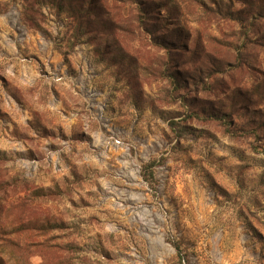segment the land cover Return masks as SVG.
I'll use <instances>...</instances> for the list:
<instances>
[{
	"label": "rangeland",
	"instance_id": "374dc122",
	"mask_svg": "<svg viewBox=\"0 0 264 264\" xmlns=\"http://www.w3.org/2000/svg\"><path fill=\"white\" fill-rule=\"evenodd\" d=\"M0 264H264V0H0Z\"/></svg>",
	"mask_w": 264,
	"mask_h": 264
},
{
	"label": "trees",
	"instance_id": "16d2710c",
	"mask_svg": "<svg viewBox=\"0 0 264 264\" xmlns=\"http://www.w3.org/2000/svg\"><path fill=\"white\" fill-rule=\"evenodd\" d=\"M85 3H86V1H85ZM85 3H84V5H85ZM142 14H144V12H143V10L142 11H140ZM214 119L215 120H221L222 121V117L221 116H214ZM225 122V124H227L228 122L227 121H224ZM156 166V163L155 162H151L150 164H148L147 166H145L144 167V169L146 170V171H150V170H152L154 167Z\"/></svg>",
	"mask_w": 264,
	"mask_h": 264
}]
</instances>
